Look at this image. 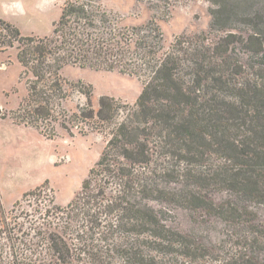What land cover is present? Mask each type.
<instances>
[{"label": "trees", "instance_id": "obj_1", "mask_svg": "<svg viewBox=\"0 0 264 264\" xmlns=\"http://www.w3.org/2000/svg\"><path fill=\"white\" fill-rule=\"evenodd\" d=\"M144 1L167 9L177 2ZM207 1L210 30L220 32L212 88L179 115L145 128L116 123L80 191L66 206L45 209L50 219L37 231L39 252L6 250L10 223L2 211L0 264H264V12L232 17L223 0ZM0 25L9 33L0 46L19 43L27 87L11 116L19 124L100 130L89 85L76 111L63 106L67 84L80 86L62 76L67 65L135 76L143 84L138 100L163 71L165 39L156 19L123 24L99 0H65L46 36H22L1 18ZM175 209L220 221L223 236L204 242L171 226Z\"/></svg>", "mask_w": 264, "mask_h": 264}, {"label": "rangeland", "instance_id": "obj_2", "mask_svg": "<svg viewBox=\"0 0 264 264\" xmlns=\"http://www.w3.org/2000/svg\"><path fill=\"white\" fill-rule=\"evenodd\" d=\"M99 1L122 17L123 24L140 25L152 17L156 19L165 39L163 71L156 74L146 96L138 100L143 84L135 76L67 65L62 76L68 82L79 81L80 86L67 84L68 97L63 106L69 113L76 111L77 105L85 102L81 91L89 85L92 120L101 128L82 134L76 127L70 132L54 123L42 130L16 123L11 117L26 96L27 87L25 78H20L19 43L1 44L0 215L4 211L10 223L4 239L8 252L30 248L39 252L37 231H44L43 221L50 219L44 215L45 209L51 213L55 206H66L80 191L116 123L128 119L134 126L145 128L179 115L204 96L220 74V60L214 50L220 32L210 30L209 1L176 0L168 9L144 0ZM223 1L232 17L264 12V0ZM19 4L22 9L7 10L5 14L7 22L15 25L22 36L42 37L52 32L50 21L59 14L56 8L49 9L44 0H18L16 6ZM237 28L244 26L237 24ZM6 35L7 29L0 25V40H6ZM179 36L182 50L175 52L171 44ZM31 190L35 192L24 196ZM224 197L226 193L216 194L214 199ZM258 212L264 219V210L259 208ZM168 218V224L204 242L223 236L225 225L213 218L200 221L199 215L185 209L173 210Z\"/></svg>", "mask_w": 264, "mask_h": 264}, {"label": "crops", "instance_id": "obj_3", "mask_svg": "<svg viewBox=\"0 0 264 264\" xmlns=\"http://www.w3.org/2000/svg\"><path fill=\"white\" fill-rule=\"evenodd\" d=\"M65 0H44V5H47V7H49V9H54L56 8L57 11H59V14L57 17H59L60 12H61V7L63 5ZM18 3V0H1V8H0V18L7 21L6 19V15L5 14L8 11H15L16 8L22 9L21 4H19L18 6H16ZM4 6L7 7V9L5 10ZM58 18H52L50 21V25H52L53 28V23L54 21H56Z\"/></svg>", "mask_w": 264, "mask_h": 264}]
</instances>
